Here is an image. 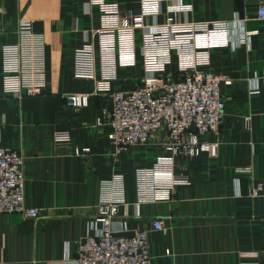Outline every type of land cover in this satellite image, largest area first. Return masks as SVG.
<instances>
[{
  "label": "crops",
  "instance_id": "obj_1",
  "mask_svg": "<svg viewBox=\"0 0 264 264\" xmlns=\"http://www.w3.org/2000/svg\"><path fill=\"white\" fill-rule=\"evenodd\" d=\"M105 1L104 11L139 7V0ZM182 3L191 11L172 14L177 22L217 26L228 39L226 47L209 52L208 69L232 81L221 88L225 114L218 134L203 137L218 142L215 157L172 158L156 144L135 145L116 156L105 138L108 127L96 126L109 108L107 97L93 94L100 79L95 36L100 9L88 0H0V47L16 44L19 24L29 22L31 32L43 38L45 76L39 95L18 98L4 92L0 67V148L21 155L25 206L42 211L36 221L0 214L1 264H70L63 260L75 257L78 246L94 234L96 207L105 198L128 204L127 215L114 221L123 230L120 235L148 231L151 264H264V195L248 194L254 181L264 180V21L255 14L264 0ZM163 20L159 16L147 23ZM140 45L137 32L134 65H123L128 59L119 58L113 90L141 83ZM75 93L90 94L87 107L67 104L65 97ZM58 131H67L71 143H55ZM74 146L89 153L75 156ZM151 168L157 185L169 192L140 201L137 175ZM155 218L165 231L150 230Z\"/></svg>",
  "mask_w": 264,
  "mask_h": 264
},
{
  "label": "built area",
  "instance_id": "obj_2",
  "mask_svg": "<svg viewBox=\"0 0 264 264\" xmlns=\"http://www.w3.org/2000/svg\"><path fill=\"white\" fill-rule=\"evenodd\" d=\"M88 2L100 9V29L95 32L100 50V79L95 80L93 94H102L109 100V108L96 119V126L108 127L105 138L113 153L117 156L135 145L156 144L172 158L202 154L215 157L218 142L204 141L203 137L218 134L225 114L221 88L232 85L228 75L208 69L209 52L228 45L224 29L177 22L172 14L191 11V6L182 0H139L137 11H104L105 0ZM255 14L259 21H264V3L256 7ZM159 16H164L162 23L148 25L147 19ZM137 32L141 42L137 51L142 59L141 83L128 91L113 90L110 82L115 78L119 58L128 59L123 65H134ZM17 34L16 44L0 47L3 90L18 98L39 95L45 85L43 38L31 32L27 21H21ZM83 39L87 41L88 34ZM172 64L174 71L169 69ZM89 98L88 93L65 97L75 109L87 107ZM245 124L249 126V117ZM53 141L70 144L71 137L67 131H58L53 134ZM72 153L81 156L89 149L74 146ZM22 165L17 151L0 148V214L17 213L36 221L42 211L25 206ZM137 189L140 201L157 199L158 193L169 192V187L157 185L154 168L138 173ZM248 194L264 195V180L254 181ZM127 208L123 198L102 199L96 207L94 234L78 246L75 257L63 262L151 264L148 231L123 236L119 234L123 230L114 226L115 219L127 215ZM150 230L165 231L163 221L153 219Z\"/></svg>",
  "mask_w": 264,
  "mask_h": 264
}]
</instances>
